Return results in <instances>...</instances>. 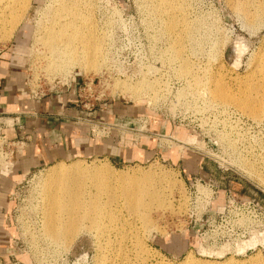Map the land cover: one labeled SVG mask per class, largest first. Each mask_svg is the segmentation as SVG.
<instances>
[{
  "label": "rangeland",
  "instance_id": "1",
  "mask_svg": "<svg viewBox=\"0 0 264 264\" xmlns=\"http://www.w3.org/2000/svg\"><path fill=\"white\" fill-rule=\"evenodd\" d=\"M53 1L30 0L14 29L10 17L0 22V52L10 47L9 53L23 56L25 86L34 100L93 79L95 105L89 110L78 101V108L94 111L113 101L139 112L142 129L149 122L156 124V154L129 161L95 154L67 157L6 181L14 150L23 139L10 135L0 123V264H189L190 259L264 264V129L239 130L211 106H233L237 112L239 107L210 92L217 94L218 85L235 97L245 91L262 115L253 119L239 111L250 124L264 126L256 122L264 120V0H255L262 8V22L255 29L233 6L244 0H185L184 13L195 30L179 35L162 31L152 7L155 0H90L84 24L99 37L103 50L96 53L94 66L87 58L73 57L60 67L50 65L45 51L36 46L40 28L53 17ZM9 28L10 33L2 34ZM177 35L182 39L180 52L169 49ZM237 36L250 44L235 63L230 45ZM72 76L78 79L76 86L70 83ZM140 82L152 85L138 90ZM73 100H78L74 92ZM112 124L90 122V132L103 136L120 131L115 129L118 123ZM236 134L246 146L252 144L247 150L252 149V164L231 161L227 138ZM239 147L244 154L245 148ZM61 162H78L88 171L102 165L115 175L149 173V188L162 198L148 201L136 214L123 203L120 181L111 178L99 184L82 178L73 190L87 191L103 209L79 210L76 232L59 241L49 239L45 192L55 184L48 179L51 166ZM197 184L207 188L205 201L198 198ZM251 199L254 204L247 203Z\"/></svg>",
  "mask_w": 264,
  "mask_h": 264
},
{
  "label": "bare ground",
  "instance_id": "2",
  "mask_svg": "<svg viewBox=\"0 0 264 264\" xmlns=\"http://www.w3.org/2000/svg\"><path fill=\"white\" fill-rule=\"evenodd\" d=\"M29 1L30 0H0V4L5 3L4 5H2V7H0V22H4L7 17H10L9 25L11 26V29H14L16 27V24L19 22V19L24 14L22 13L23 6L27 5ZM53 2H55L56 6H54V14L52 19L48 23L47 27L45 25V27L43 26L44 28L41 25L40 26L42 28L38 27V29H41V36L37 37L38 40L36 39L37 50H40L39 52L41 53L45 51L44 58L52 66L55 65L60 67L63 65V62L73 57L87 58L88 63L92 64L94 58L97 55L96 53L103 50V43L95 34V32H93V34L88 29L86 24H84L85 18L87 16L86 12L91 9L89 8L90 0H55ZM154 2L155 4L152 7L156 12L158 18L161 20L162 31L165 34L176 35L180 31L182 32L195 30V26H193V24L188 21L184 13L185 0H155ZM254 4L255 0H244V2L236 3L235 5H233L238 12L242 13L247 26L252 29L257 28L256 25H259L262 22V8H260V5L255 4L254 6ZM251 6H254L253 11H250L249 9L251 8ZM11 29L9 28V30H5L2 34H7ZM178 35L177 37L179 38H171L172 42H170L172 44L170 46L171 48L169 49L174 48L175 51L180 52V50L182 49V39H180L181 35ZM188 37H190V35ZM249 44L250 40L242 38L240 36H237L236 39H234L230 47L231 52H234L237 55L235 63H238V61L240 60V56L243 52H245ZM34 49L35 51H37L36 48ZM173 51L174 50H172V52ZM170 54H172L171 51ZM174 57H172V59H174ZM179 57L181 56L179 55ZM179 57L177 58L179 59ZM45 64L47 63L45 62ZM92 65L94 66V64ZM89 67H91V65ZM185 67L187 68L189 67V65ZM146 85L152 84H150L149 82H140L136 86V89L139 90V88H147ZM224 87L225 86L218 85L217 88H214L216 90L214 91L217 92V94H214L211 88L210 92L214 96L218 95V98L220 100L226 102L228 101V103L226 104L234 103V106L239 107V110L252 117L253 119H259V117H261L262 114L260 113L259 108L256 106V104H254L252 98L245 94V91L242 92V95L235 97L229 94L228 91L224 89ZM211 107L218 108V110L216 111H218L219 114L226 115L227 117H229L228 114L230 112V109L237 110L233 106H220L217 104H214ZM239 110L238 113L243 115ZM233 122H238V120H235ZM256 122L264 123V120H256ZM217 132L221 131L218 130ZM226 136L227 135H225V137ZM227 139L231 143L230 145L233 151L232 156L234 159L231 160L233 164H252L251 156L249 157V155H251L250 153L252 152V149H249L250 151L247 152L248 148H250L252 144L249 143L246 146L243 138H238L237 134L233 138L228 135ZM239 146L245 148L244 154L237 150L238 148L240 150ZM75 162L70 164H63L62 162L56 163L55 165L51 166V169L49 171L48 179L50 180L51 184L55 182L54 185L50 186L51 189H47L45 192L46 198L44 203V210H46L47 213L44 215V223L45 232L48 234L47 236L49 239L59 241L65 238L67 235L72 234L74 231L76 232V230H78V227L75 222L77 221V212L79 210L101 212V210L103 209L104 205L101 204L97 198L88 195L87 191H84L83 193H77L75 190H73V185L76 183H81L82 178L89 179V181H95L99 184L107 183L108 179H110L111 181V178L120 181L118 185L120 186V193L122 194L124 201L123 203L130 211L136 214H138V210L140 208L144 206L148 207L149 203L152 202L150 200L162 198L160 194H157L155 191L149 188L148 183L153 179V176L149 173H145L146 175L144 174L142 176H125L122 173L115 175L108 167H102V165H99L98 167L96 165L93 169H91V171H88L87 168L81 167L80 165H77L78 162L77 164ZM87 175H89L90 177H87ZM168 186L170 187V184H168ZM197 187L198 193L200 195L198 196V198L205 201L204 197H206L208 194L207 188H205V186L201 184H197ZM61 192H63L64 194L62 195ZM171 192L172 188H170V193ZM170 193L168 199L170 197ZM81 196L86 197L82 198ZM145 196L149 197V200H146ZM165 196L166 194L164 195V197ZM63 213L67 214V219L63 217ZM96 225L98 224L96 223ZM245 225L247 224L245 223ZM233 263L235 262L229 259L228 261H225V263L221 264ZM189 264L213 263H206L204 261L199 262L195 259H190Z\"/></svg>",
  "mask_w": 264,
  "mask_h": 264
},
{
  "label": "crops",
  "instance_id": "3",
  "mask_svg": "<svg viewBox=\"0 0 264 264\" xmlns=\"http://www.w3.org/2000/svg\"><path fill=\"white\" fill-rule=\"evenodd\" d=\"M10 49L0 52V123L10 135L23 140L18 141L22 145L14 150L10 175L4 180L17 181L33 168L67 157L95 154L129 161L148 158L151 152L156 154V124L149 122L142 129L137 122L140 113L132 112L127 105L109 101L94 111L81 110L73 100V87L34 100L25 86L23 56L18 52L12 55ZM77 81L75 76L70 79L72 86ZM93 121L118 123L115 129L120 131L94 135L90 132ZM125 133L132 138H125Z\"/></svg>",
  "mask_w": 264,
  "mask_h": 264
},
{
  "label": "built area",
  "instance_id": "4",
  "mask_svg": "<svg viewBox=\"0 0 264 264\" xmlns=\"http://www.w3.org/2000/svg\"><path fill=\"white\" fill-rule=\"evenodd\" d=\"M93 79L89 81H82L76 89H74V93L76 94L77 101L76 103L78 104V101L83 103V107H86L87 109L91 110L92 107L95 105L93 100L98 99L97 96L93 97ZM93 97V98H91ZM86 99H89L88 102H84ZM93 99V100H92ZM90 101V102H89ZM229 118H231L232 121L238 120V122H235L239 130H246L247 132H253L255 128L260 127L261 129H264V126H258V124L254 125L253 123L250 124L248 120H246L240 113L237 112V110L230 109L229 112ZM264 125V123H260ZM215 155V154H214ZM199 181L201 178L198 179ZM233 200V199H232ZM247 203H255L254 199L248 200Z\"/></svg>",
  "mask_w": 264,
  "mask_h": 264
}]
</instances>
